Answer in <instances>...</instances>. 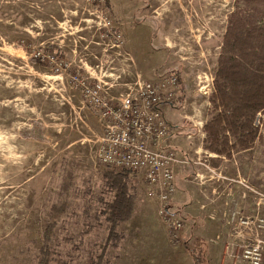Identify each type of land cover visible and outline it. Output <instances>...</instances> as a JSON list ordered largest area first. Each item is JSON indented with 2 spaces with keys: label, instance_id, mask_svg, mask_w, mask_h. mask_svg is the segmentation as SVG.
I'll return each instance as SVG.
<instances>
[{
  "label": "rangeland",
  "instance_id": "1",
  "mask_svg": "<svg viewBox=\"0 0 264 264\" xmlns=\"http://www.w3.org/2000/svg\"><path fill=\"white\" fill-rule=\"evenodd\" d=\"M97 2L0 0V264H41L46 245L49 264H92L107 235L103 125L67 73L38 53L99 78L114 98L163 71L180 75L178 105L163 111L174 126L170 142L184 141L174 144L184 160L177 187L184 192L191 178V205L201 212L187 229L192 238L166 237L159 202L134 173L135 216L119 226L122 250L108 256L111 264H193L194 251L205 261L195 239L229 236L232 208L264 215V110L254 118L253 147L230 158L205 148V126L224 113L216 105L221 65L264 67V0H104L103 9ZM108 20L120 40L109 36ZM49 223L56 226L46 243Z\"/></svg>",
  "mask_w": 264,
  "mask_h": 264
},
{
  "label": "built area",
  "instance_id": "2",
  "mask_svg": "<svg viewBox=\"0 0 264 264\" xmlns=\"http://www.w3.org/2000/svg\"><path fill=\"white\" fill-rule=\"evenodd\" d=\"M103 1L98 0V9H103ZM108 18L106 15L105 19ZM110 23V20L106 22L109 36L120 40L121 34L109 27ZM55 54L38 53V56L47 60L52 69L67 73L103 125L99 163L115 172L129 170L142 176L149 194L158 199V213L170 239L182 240L186 224L171 210V202L178 188V168L184 160L169 143L171 125L163 111L164 106L178 105L183 90L180 75L172 70L163 71L156 78L140 83L135 91L114 98L109 96L102 80L93 79L80 69L68 72V67ZM227 225L232 239L227 247L231 249L234 264H264V215L247 214L234 207L229 212ZM236 238L241 241L236 242Z\"/></svg>",
  "mask_w": 264,
  "mask_h": 264
},
{
  "label": "trees",
  "instance_id": "3",
  "mask_svg": "<svg viewBox=\"0 0 264 264\" xmlns=\"http://www.w3.org/2000/svg\"><path fill=\"white\" fill-rule=\"evenodd\" d=\"M219 74L220 79L215 81L219 100L216 105H222L224 113L216 115L205 126V148L217 157L224 155L230 158L233 150L237 148L246 150L253 147L259 136V127L254 118L258 112L264 110V67L249 71L222 64ZM230 137L234 138V142ZM133 177L134 174L129 170L115 172L108 168L103 169L104 192L111 196L110 200H104L105 207L102 209L107 223V235L104 245L95 253L92 264H111L109 249L119 248L125 239L126 234L119 230V226L130 220L137 209ZM55 224L49 223L43 232L46 243L52 240ZM45 247V251L42 250L44 254L41 255V264H49L50 247ZM193 252L191 255L194 264H206V260Z\"/></svg>",
  "mask_w": 264,
  "mask_h": 264
},
{
  "label": "crops",
  "instance_id": "4",
  "mask_svg": "<svg viewBox=\"0 0 264 264\" xmlns=\"http://www.w3.org/2000/svg\"><path fill=\"white\" fill-rule=\"evenodd\" d=\"M171 108H173V107H171ZM173 128H174V126L171 127V130ZM189 136L190 135H188V137ZM187 141L190 142L188 139H187ZM178 142L180 144H182V145L184 143V141H182V142L176 141V143L174 142L172 144L170 142V140H169V143L172 146H174V144L175 145L179 144ZM192 147H193V145L192 146H189L188 149H191ZM183 149L186 150V147L184 146ZM181 166H182V164H180L179 168ZM179 168H178V171H179ZM181 170H183V167H181ZM180 180L181 179L179 178V185H180V183H182V184L184 183V182H182ZM184 180L186 181V189L184 190V192H181L179 190V188H177V192L173 196V199H172V202H171V210L175 214L181 215L185 219L184 222L186 224V229H185L184 234H183L184 240L182 238V240H180V241H183L184 243H187L192 238V234H190L187 229L189 228L190 225H193V224L197 223V221H198V217L197 216H198V214H201V212L200 211H197L196 212L197 207L194 206V205H191L192 204V201H193V197H192L193 196V187H192L191 178H187L186 179V177H185ZM151 199H153L155 201H158V199L156 197H153ZM204 206H206V208L209 209V205L208 204H206ZM134 216L130 220H132L134 218ZM188 219H190L192 221H190L189 223H187L188 222ZM226 219L228 220V216H226ZM130 220H128L126 222H129ZM126 222H123V223H126ZM123 223H121V224H123ZM226 224H227V221H226ZM164 229H165V235H166V237H169L168 228H167V226L165 224H164ZM149 235H151V238H149ZM152 237H153V233H150V232L146 236L147 240L148 239L151 240V242H150L151 248H152ZM263 237H264V235H263ZM217 238L218 239H216V237L211 238V239L209 238V240H208L207 237H204V236H202L201 238L199 237V238L195 239L196 240V244H197L196 245L197 246L196 248L202 247L203 248L202 249L203 252L206 255H208L207 258H206V264H230V259L232 258L231 257V254H230V250L231 249H228L227 242L229 240H232V239H231L230 236H228V233L227 232L224 233V234L222 233V235L220 234L219 237H217ZM125 239L127 240V235L125 236ZM125 239L122 241L121 244H123V242L125 241ZM239 241H241V240L238 239V238H236V242H239ZM121 246L122 245H120L119 248H117V249L122 250V247ZM137 247L140 248L139 245ZM146 249L147 250H150L149 248H146ZM146 249L143 248V247L141 248L142 251L143 250H146ZM122 252L120 254H122ZM191 257H192V255H191ZM192 260H193V258H192ZM232 260H233V258H232ZM193 264H194V260H193ZM232 264H234V260H233V263Z\"/></svg>",
  "mask_w": 264,
  "mask_h": 264
}]
</instances>
